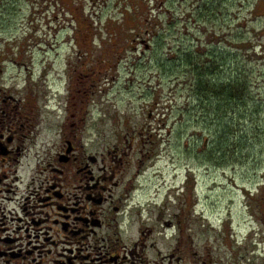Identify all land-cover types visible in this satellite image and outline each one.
I'll use <instances>...</instances> for the list:
<instances>
[{"label":"rangeland","instance_id":"rangeland-1","mask_svg":"<svg viewBox=\"0 0 264 264\" xmlns=\"http://www.w3.org/2000/svg\"><path fill=\"white\" fill-rule=\"evenodd\" d=\"M191 54L216 60L217 83L239 81L244 100L209 106ZM15 80L42 107L66 103L67 120L85 102L93 153L148 130L145 195L185 181L188 199L196 185L199 214L257 244L250 264H264V0H0V81Z\"/></svg>","mask_w":264,"mask_h":264},{"label":"flooded vegetation","instance_id":"flooded-vegetation-1","mask_svg":"<svg viewBox=\"0 0 264 264\" xmlns=\"http://www.w3.org/2000/svg\"><path fill=\"white\" fill-rule=\"evenodd\" d=\"M35 93L17 80L0 81V264H250L258 258L257 244L251 249L199 214L196 188L187 199L185 181H166L145 195L140 178L156 163L158 144L148 130L119 132L123 143L93 153L83 138L87 119H78L85 102L67 120L66 103L50 105L56 101L50 99L42 107ZM49 110H58L55 119Z\"/></svg>","mask_w":264,"mask_h":264},{"label":"trees","instance_id":"trees-1","mask_svg":"<svg viewBox=\"0 0 264 264\" xmlns=\"http://www.w3.org/2000/svg\"><path fill=\"white\" fill-rule=\"evenodd\" d=\"M187 57V67L194 78V92L209 106L213 104V101L227 105L237 104L244 100L247 89L239 81L230 82L228 80L226 84L217 83L220 66L216 60L210 59L208 63H202L193 54ZM209 57L212 58L213 55Z\"/></svg>","mask_w":264,"mask_h":264}]
</instances>
